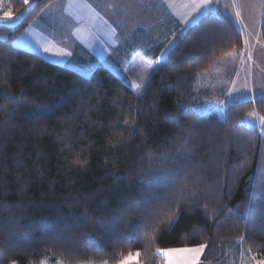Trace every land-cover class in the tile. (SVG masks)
<instances>
[{
    "label": "trees",
    "instance_id": "trees-1",
    "mask_svg": "<svg viewBox=\"0 0 264 264\" xmlns=\"http://www.w3.org/2000/svg\"><path fill=\"white\" fill-rule=\"evenodd\" d=\"M51 1L0 23V264H164L157 248L199 244L214 264L239 241L263 258L264 134L243 121L264 100L224 119L194 109L202 79L243 48L234 22L207 14L177 32L137 95L104 66L85 76L14 46Z\"/></svg>",
    "mask_w": 264,
    "mask_h": 264
},
{
    "label": "crops",
    "instance_id": "crops-1",
    "mask_svg": "<svg viewBox=\"0 0 264 264\" xmlns=\"http://www.w3.org/2000/svg\"><path fill=\"white\" fill-rule=\"evenodd\" d=\"M112 2V9L106 10V15L109 16L107 21L110 23V30L113 33L112 40L104 43L106 51L104 50L102 53L107 55L103 58L107 62L108 57L113 62L112 57L120 55L122 63L125 65L123 68L128 71L127 73H130L131 70L136 71L140 64L147 63L149 60L155 61L153 66L156 69L173 47L177 32L184 31L204 15L224 14L234 22L240 31L243 48L224 57L220 66L202 79L205 83L208 82L207 92H203V95L210 98L212 91L209 90V87L216 85L220 88L219 98L221 101L232 98L234 102L230 105L247 100H264V43L261 39L264 0H217L211 5L210 10L200 9L198 12L192 13L191 16H187L186 19L183 18L190 9L185 5H188L190 0H112ZM94 4L92 3L93 8ZM104 5H101L103 10L100 14H105ZM116 5H119L120 8ZM99 7L95 9L99 11ZM237 11L240 13L239 20L236 16ZM94 13L98 12L94 11ZM252 14L257 18H252ZM182 19L183 22H181ZM252 21H255V25L252 24ZM256 26L259 27V30H256ZM253 28L257 32L255 35L252 34ZM73 47H75L74 57L76 58V65L73 67L76 70H83L85 65L83 58H78L79 54L89 57L87 61L92 66L100 64L98 53L92 46L77 42ZM249 55H251V60H249ZM69 60L67 59L66 63ZM152 68L149 71L155 70ZM118 77L121 79L123 76L119 75ZM230 89H232L231 94H229ZM228 106L225 105L224 108L226 109Z\"/></svg>",
    "mask_w": 264,
    "mask_h": 264
},
{
    "label": "rangeland",
    "instance_id": "rangeland-1",
    "mask_svg": "<svg viewBox=\"0 0 264 264\" xmlns=\"http://www.w3.org/2000/svg\"><path fill=\"white\" fill-rule=\"evenodd\" d=\"M69 3L70 0H53L49 2L29 23L26 29L14 39V46L32 52L48 62L67 66L68 68H71L85 76H89L92 73L93 69H95L99 65H102L108 68L117 76L122 75L123 77L121 79L130 87L133 80H136L139 83V75L143 74V68L146 63L140 64L136 71L131 70L130 73H127L128 71H125L123 68L125 65L122 63L120 55H114L113 57L109 55L110 57H112L113 62L109 60V57L108 62L103 59L104 57H107V55L105 56L104 54H102L104 53V50L106 51V49H104V43L108 42V40L111 41L113 34L110 30V23L107 21L109 16L106 15V10L112 9V0H71L72 6H69ZM92 3H95L94 8L92 6ZM32 5L33 2H29L26 9L22 13L15 15L10 12L9 0H0V23L7 24L9 26H15ZM84 5H90L91 9H94L95 12L99 13V16H96L92 10H90L88 7H84ZM101 5L105 6V14H100L101 10H103V7H101ZM109 5H111V7H109ZM98 6H100L99 11L95 9ZM116 6L120 8L119 5ZM5 13H11L12 18L4 19L3 17ZM252 18L257 17L252 14ZM252 22V24L255 25V21ZM253 29L254 30H252V34L255 35L257 33L256 30H259V27L256 26V30L255 28ZM113 39L115 40L114 37ZM77 42L92 46L98 53L97 55L98 59H100V64H94L92 66V64L87 61L89 57L79 54L78 58H83L85 65L83 70H76V68L73 67L76 65V58L74 57L75 47H73V45H75ZM50 45L54 46V50L63 49L71 53V55L57 56L53 53H45L43 51V48ZM68 48H70V50H68ZM67 59L70 60L66 63ZM152 67V69H155L154 66ZM152 73L153 72L149 71L148 69L147 80L145 81L146 86ZM207 84V81L206 83L202 81L199 89H195L193 98L194 102L197 104L194 109L197 113L203 115H211L213 117H216L217 119H224L225 105H230L234 101L232 100V98H226V100L221 101L219 98L220 88L216 85L209 87V90L212 91L211 97H204L203 92H207ZM145 88L146 87L142 89H134L131 87V89L136 94L138 92L143 93ZM252 112L257 113L256 111ZM258 116L260 115L258 114ZM243 122L248 127L260 128L261 132L264 133V129H262L258 118L249 117L247 114ZM122 260H125L126 264H137V254H130ZM262 260H264V257L256 258L242 245L241 241H239L238 244L234 246V248H232L224 261H220L214 264H258V262ZM45 264L57 263H53L52 261L47 259ZM59 264L62 263L59 262ZM97 264L107 263L103 262ZM117 264H119V262ZM200 264L211 263L202 261L200 257Z\"/></svg>",
    "mask_w": 264,
    "mask_h": 264
},
{
    "label": "snow or ice",
    "instance_id": "snow-or-ice-1",
    "mask_svg": "<svg viewBox=\"0 0 264 264\" xmlns=\"http://www.w3.org/2000/svg\"><path fill=\"white\" fill-rule=\"evenodd\" d=\"M23 2L27 4L28 0H23ZM216 2L217 0H190V3L188 5H185V7L189 8L190 10L186 13V16L183 19H186L187 16H191L192 13L194 12H198L200 9L210 10L211 5ZM69 6H72L71 0L69 3ZM84 7H88L93 12L95 11L94 9H91L90 5H84ZM109 7H111V5H109ZM95 15L99 16V13H95ZM236 16H237V19L239 20V16H240L239 11H237ZM3 18L11 19L12 18L11 13H5ZM183 19L181 22H183ZM169 43L171 44L172 41L170 40ZM245 43H247V41H245ZM43 51L45 53H53L54 55H57V56H70L71 55V53L63 49L54 50V46H51V45L44 47ZM249 60H251V55H249ZM154 63L155 61H151V60H149L146 63V65L143 68V74L139 75V83L136 80H133L131 83L132 88L142 89L146 87L145 81L147 80L148 69L152 68ZM236 91H239V89H236ZM231 92H232V89L229 90V94H231ZM137 94L142 95L143 93L138 92ZM248 116L252 118H258L262 129H264V116H258V114L255 112H250ZM144 182L148 184L149 186H151L155 184L157 181L151 176H149L146 178ZM261 193H262L261 199H264V185H262L261 187ZM174 222H175L174 217H170L169 223H174ZM104 223L105 221L103 220L100 221L101 225H103ZM205 248H206L205 244H199L193 247H182V248H170V249L157 248L156 253L164 258L165 264H200V257H201V254L204 252ZM46 260L47 258H45V260H42L41 264H45ZM11 264H17V262L13 260ZM57 264H59V261L57 262ZM119 264H126V261L121 260ZM258 264H264V260L259 261Z\"/></svg>",
    "mask_w": 264,
    "mask_h": 264
}]
</instances>
